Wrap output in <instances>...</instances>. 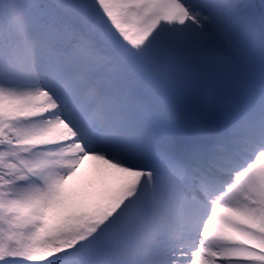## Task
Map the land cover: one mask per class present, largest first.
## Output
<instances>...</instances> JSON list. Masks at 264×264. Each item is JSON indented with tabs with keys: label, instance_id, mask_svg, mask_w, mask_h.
I'll return each mask as SVG.
<instances>
[{
	"label": "snow or ice",
	"instance_id": "snow-or-ice-1",
	"mask_svg": "<svg viewBox=\"0 0 264 264\" xmlns=\"http://www.w3.org/2000/svg\"><path fill=\"white\" fill-rule=\"evenodd\" d=\"M0 264H264V0H0Z\"/></svg>",
	"mask_w": 264,
	"mask_h": 264
}]
</instances>
